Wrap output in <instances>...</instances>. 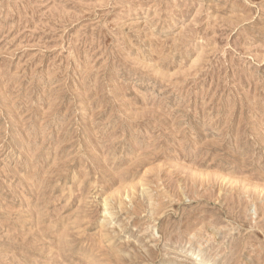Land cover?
<instances>
[{"label":"rangeland","instance_id":"obj_1","mask_svg":"<svg viewBox=\"0 0 264 264\" xmlns=\"http://www.w3.org/2000/svg\"><path fill=\"white\" fill-rule=\"evenodd\" d=\"M0 264H264V0H0Z\"/></svg>","mask_w":264,"mask_h":264}]
</instances>
